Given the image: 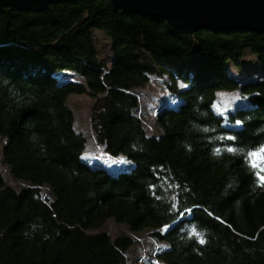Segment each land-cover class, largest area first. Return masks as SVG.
<instances>
[{
	"label": "trees",
	"instance_id": "trees-1",
	"mask_svg": "<svg viewBox=\"0 0 264 264\" xmlns=\"http://www.w3.org/2000/svg\"><path fill=\"white\" fill-rule=\"evenodd\" d=\"M94 32L111 42L110 66ZM248 53L257 77L241 82L228 66ZM152 78L166 79L177 99L156 119L160 136L138 115L139 90ZM220 92L249 105L222 117ZM72 95L96 100L95 140L126 167L83 158L87 137L76 130ZM0 139L3 168L28 185L17 191L0 171V264H128L140 234L160 243L153 264H264V164L254 168L251 156L264 150L262 34H190L123 14L110 0L6 9ZM109 220L129 235L104 232Z\"/></svg>",
	"mask_w": 264,
	"mask_h": 264
},
{
	"label": "rangeland",
	"instance_id": "rangeland-1",
	"mask_svg": "<svg viewBox=\"0 0 264 264\" xmlns=\"http://www.w3.org/2000/svg\"><path fill=\"white\" fill-rule=\"evenodd\" d=\"M96 46L98 48L100 59L108 62L112 58V45L109 38L102 32H94ZM256 58L250 53L240 61V67L229 64L228 72L241 82L255 80L257 75ZM193 71V70H192ZM191 71V72H192ZM166 79L152 78L146 88L139 90L140 109L138 115L143 121L144 127L150 136H160L161 131L156 125V119L161 110L167 106H174L177 103L174 97L166 88ZM69 107L74 111L76 130L84 133L87 137V145L83 158L91 165H104L109 169H118L126 167L123 160L109 157L103 147H100L95 140L92 130V113L96 100L89 96L72 95L69 98ZM248 100L243 98L238 92H220L217 96V102L214 107L218 115L227 117L229 113L234 112L239 107H247ZM5 143L0 139V171L7 177L8 185L14 187L17 191H21L28 187L22 182L14 181L8 171L2 166V152ZM44 195L48 196V190L43 189ZM104 232L112 237H118L122 234L129 235L125 227L117 225L114 220H109L105 226ZM137 244L128 251V264H153L149 259L150 255H154L152 249L160 247V243L151 240L149 235L140 234L134 236ZM154 264H160L154 260Z\"/></svg>",
	"mask_w": 264,
	"mask_h": 264
},
{
	"label": "water",
	"instance_id": "water-1",
	"mask_svg": "<svg viewBox=\"0 0 264 264\" xmlns=\"http://www.w3.org/2000/svg\"><path fill=\"white\" fill-rule=\"evenodd\" d=\"M77 0H0L6 9L42 13L57 3ZM123 14L159 19L196 34L258 33L264 35V0H110Z\"/></svg>",
	"mask_w": 264,
	"mask_h": 264
},
{
	"label": "clouds",
	"instance_id": "clouds-1",
	"mask_svg": "<svg viewBox=\"0 0 264 264\" xmlns=\"http://www.w3.org/2000/svg\"><path fill=\"white\" fill-rule=\"evenodd\" d=\"M252 164L255 167H259L264 164V151L252 153Z\"/></svg>",
	"mask_w": 264,
	"mask_h": 264
},
{
	"label": "snow or ice",
	"instance_id": "snow-or-ice-1",
	"mask_svg": "<svg viewBox=\"0 0 264 264\" xmlns=\"http://www.w3.org/2000/svg\"><path fill=\"white\" fill-rule=\"evenodd\" d=\"M237 123H242V122H240V121H237ZM228 139L229 140H234L235 139V137H228ZM228 151H232V152H235L236 151V149L235 148H229L228 149ZM261 151H264V150H261ZM251 156H252V153H251ZM253 166V165H252ZM254 168H255V166H253ZM260 179L261 180H264V176H261L260 177ZM204 241L203 240H201V243H203Z\"/></svg>",
	"mask_w": 264,
	"mask_h": 264
}]
</instances>
